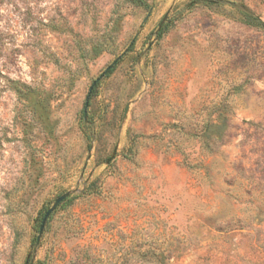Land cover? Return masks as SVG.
Returning <instances> with one entry per match:
<instances>
[{
	"label": "rangeland",
	"instance_id": "rangeland-1",
	"mask_svg": "<svg viewBox=\"0 0 264 264\" xmlns=\"http://www.w3.org/2000/svg\"><path fill=\"white\" fill-rule=\"evenodd\" d=\"M146 1L0 0V264H264V0Z\"/></svg>",
	"mask_w": 264,
	"mask_h": 264
},
{
	"label": "water",
	"instance_id": "water-1",
	"mask_svg": "<svg viewBox=\"0 0 264 264\" xmlns=\"http://www.w3.org/2000/svg\"><path fill=\"white\" fill-rule=\"evenodd\" d=\"M167 16L165 17L166 20ZM132 46V45H131ZM131 48V47H130ZM129 51V49L125 52V54ZM124 54V55H125ZM122 55L120 58H118L111 66H109L103 73L102 75L92 84V86L89 89V93L86 97V101H85V107H84V118L86 119L88 116V109H89V104H90V99H91V95L93 93V90L95 89V87L100 83V81L102 79L105 78V76L111 71V69L113 68L114 65L117 64V62L124 56ZM71 196V193H67L63 196H61L59 199H57L55 201V203L53 204V206L45 213L41 225H40V229H39V234H38V238H37V242H36V246H39L41 243V239L44 235V231L46 228V224L48 222V220L50 219V217L52 216V214L59 208V206L66 201L69 197ZM33 264V263H32Z\"/></svg>",
	"mask_w": 264,
	"mask_h": 264
},
{
	"label": "trees",
	"instance_id": "trees-1",
	"mask_svg": "<svg viewBox=\"0 0 264 264\" xmlns=\"http://www.w3.org/2000/svg\"><path fill=\"white\" fill-rule=\"evenodd\" d=\"M125 2L126 3H128V4H132V5H138V6H140V7H145V8H147L148 7V3H147V1L146 0H125ZM251 22H252V24L255 26V27H257V28H259V29H261V30H264V22H262L260 19H258V18H256V17H252L251 16ZM164 32V30H161L160 31V35L162 34ZM112 70V69H111ZM110 73V72H109ZM108 73V74H109ZM98 86V85H97ZM97 86L95 87V89L97 88ZM95 89L93 90V92L95 91ZM93 94V93H92ZM92 96V95H91ZM70 199L68 198L66 201H64L62 204H64V203H67L68 201H69ZM61 204V205H62ZM60 205V206H61ZM59 206V207H60ZM44 217V216H43ZM42 222V221H41Z\"/></svg>",
	"mask_w": 264,
	"mask_h": 264
}]
</instances>
